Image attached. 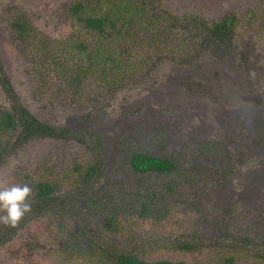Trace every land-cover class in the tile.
I'll return each mask as SVG.
<instances>
[{
  "label": "rangeland",
  "instance_id": "1",
  "mask_svg": "<svg viewBox=\"0 0 264 264\" xmlns=\"http://www.w3.org/2000/svg\"><path fill=\"white\" fill-rule=\"evenodd\" d=\"M73 1L0 0V56L15 90L38 118L76 128L85 126L84 119L90 115L91 132L104 136L106 170L102 186L111 184L122 191L155 183L154 176H135L125 170L127 143L143 142L159 156H171L175 152L186 156L196 144L212 140L223 146L219 155L211 152L195 157L191 165L187 162L207 187L193 199L177 200L172 215L160 228L151 229L144 222L135 230L139 239L170 235L201 242L207 247L192 252L154 247V251L148 252V259L184 260L188 264L211 260L217 252L210 244L215 239L222 247L226 244L225 239L219 238H227L219 224L226 219L230 207L242 211L243 225L237 232L232 229L235 235L228 237L237 238V233L245 229L254 230L264 238V0H161L174 14L198 16L208 23L235 15L238 24L233 44L225 53L213 51L183 64L163 59L147 81L137 80L119 93L103 96L98 103L88 99L87 94L81 99L61 91L64 79L57 75L58 65L45 64L42 73L31 67L32 54L39 61L37 54L43 53V47L51 42L59 46V40L68 38L72 21L66 6ZM19 14L28 16L41 37L46 38L37 53L16 39L11 29L10 21ZM215 53L220 57H215ZM60 59L64 61L63 55ZM3 96L0 91L1 102ZM90 160L91 154L75 141L37 140L15 151L0 165V189L28 184L32 188L30 203L36 180L59 176L67 173L73 163L85 164ZM222 164L227 173L221 179L217 168H222ZM62 181L63 192L75 188L70 181ZM99 187L95 185L96 189ZM66 205L72 218H63L59 224L51 213H43L29 221L10 248L0 250V264H55L52 250L60 240L64 241L58 226L64 224L63 231H74L81 223L80 216L86 215L78 191L69 194ZM136 241L130 243L131 247ZM27 243L33 244L37 251L24 256ZM248 248L264 255L262 243ZM227 250L234 252L233 247ZM240 258L238 263L246 264Z\"/></svg>",
  "mask_w": 264,
  "mask_h": 264
},
{
  "label": "trees",
  "instance_id": "2",
  "mask_svg": "<svg viewBox=\"0 0 264 264\" xmlns=\"http://www.w3.org/2000/svg\"><path fill=\"white\" fill-rule=\"evenodd\" d=\"M66 11L72 21L71 32L66 40H59V46L57 42H51L44 48L46 38L41 37V32L25 14L14 17L10 26L16 39L31 47L33 52L37 53L38 47H43V53L37 54L39 61L31 55L33 71L42 73L45 64L58 65L57 75L64 79L59 89L81 99L87 94L93 103L100 102L105 95L121 92L137 80L147 81L163 59L183 64L213 51L225 53L234 42L238 24V18L233 14L209 23L198 16L174 14L162 5L161 0H75L67 4ZM216 53L213 55L220 57ZM61 55L64 61L60 59ZM0 91L4 95V101L0 100V165L15 151L43 139L75 141L91 154L90 162L73 163L67 173L44 176L32 184L31 211L15 227L0 223V250L6 246L10 248L23 226L43 213H51L59 224L63 218H72L66 199L74 191L79 192L86 215L80 216L81 223L74 231H63L64 224L58 226L64 241L60 240L52 250L55 264H188L184 260H151L147 255L154 247L188 252L207 247L201 242H189L170 235L145 236L142 241L135 230L144 222H148L151 229L160 228L172 215L177 200L193 199L207 187L187 162L191 165L195 157L211 152L219 155L223 147L220 142L212 140L207 144H196L188 150L189 159H186L188 155L178 152L171 156L156 155L143 142L127 143L125 170L135 176H154L156 181L117 191L111 184L102 186L106 170L104 136L91 132L90 115L84 119L85 126L76 128L38 118L15 90L1 56ZM93 110L102 115L96 108ZM222 166L217 168L221 179L227 173V168ZM62 180L70 181L75 188L63 192ZM95 185L101 187L96 189ZM241 215L238 207H230L226 219L219 224V229L227 236L219 237L226 240L225 246L215 239L210 245L217 254L211 260L194 264H237L240 256L246 264H264V255L250 252L252 250L248 248L256 243L264 245L260 234L244 229L241 234L237 233V238L228 237L235 235L232 229L237 232L243 225ZM226 220L230 222L227 224ZM134 240L137 241L131 247ZM27 244L29 247L28 251H23L24 256L37 251L33 244ZM230 247L234 252L227 250Z\"/></svg>",
  "mask_w": 264,
  "mask_h": 264
},
{
  "label": "clouds",
  "instance_id": "3",
  "mask_svg": "<svg viewBox=\"0 0 264 264\" xmlns=\"http://www.w3.org/2000/svg\"><path fill=\"white\" fill-rule=\"evenodd\" d=\"M28 184H14L0 189V223L15 227L31 211Z\"/></svg>",
  "mask_w": 264,
  "mask_h": 264
}]
</instances>
